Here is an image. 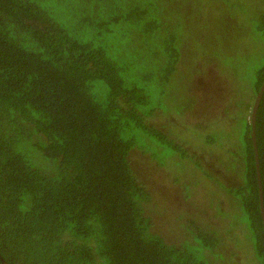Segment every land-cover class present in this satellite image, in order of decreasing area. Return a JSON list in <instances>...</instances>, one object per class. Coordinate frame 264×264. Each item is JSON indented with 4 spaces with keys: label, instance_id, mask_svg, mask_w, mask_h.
<instances>
[{
    "label": "trees",
    "instance_id": "obj_1",
    "mask_svg": "<svg viewBox=\"0 0 264 264\" xmlns=\"http://www.w3.org/2000/svg\"><path fill=\"white\" fill-rule=\"evenodd\" d=\"M0 264H264V0H0Z\"/></svg>",
    "mask_w": 264,
    "mask_h": 264
},
{
    "label": "rangeland",
    "instance_id": "obj_2",
    "mask_svg": "<svg viewBox=\"0 0 264 264\" xmlns=\"http://www.w3.org/2000/svg\"><path fill=\"white\" fill-rule=\"evenodd\" d=\"M213 32L219 36H227L228 35V30H219L217 29L216 31L213 30ZM227 34V35H226ZM229 34H233V33H229ZM205 48L207 49V47L205 46ZM201 49L204 51V49L201 47ZM213 72V71H212ZM216 72L217 74H214L212 77H210L208 80L205 81L204 83V90L201 91L200 95H201V105L199 107L204 108V106H206L207 102H206V98H209L207 95H211L213 96V100H215V102L218 103L219 101V96L222 95V91H225L228 89V85H227V73L223 72L222 70H220L219 66L216 67ZM207 85V86H206ZM208 87H211V89H209ZM209 89V92L207 93V90ZM183 90V89H182ZM219 104V103H218ZM210 110V109H207ZM195 200H196V205H198L199 207H203L205 209V214L204 217L206 218L207 222L213 226V227H219V228H223V227H227L228 226V220L225 221L223 219H221L220 217H215V211L216 208L214 207V202H210L204 195L203 190L199 187H197V190L195 192ZM173 201V196L170 195L169 199L167 201V203H171ZM223 206L225 207V210L227 213L231 214L233 212V210L236 208V204L233 200H226L225 202L221 201ZM179 230V228L175 227V232L177 233ZM234 246L232 245L231 242H229V249H234ZM241 254V258L243 257V253ZM243 259V258H242Z\"/></svg>",
    "mask_w": 264,
    "mask_h": 264
},
{
    "label": "water",
    "instance_id": "obj_3",
    "mask_svg": "<svg viewBox=\"0 0 264 264\" xmlns=\"http://www.w3.org/2000/svg\"><path fill=\"white\" fill-rule=\"evenodd\" d=\"M256 107V106H255Z\"/></svg>",
    "mask_w": 264,
    "mask_h": 264
}]
</instances>
